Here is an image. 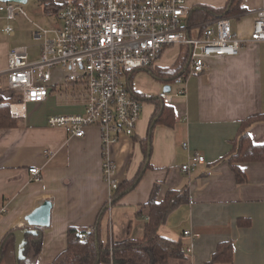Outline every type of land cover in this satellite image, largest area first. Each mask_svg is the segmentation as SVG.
I'll return each instance as SVG.
<instances>
[{
	"label": "crops",
	"instance_id": "crops-1",
	"mask_svg": "<svg viewBox=\"0 0 264 264\" xmlns=\"http://www.w3.org/2000/svg\"><path fill=\"white\" fill-rule=\"evenodd\" d=\"M227 1L187 3L191 11L202 4L223 7ZM242 6V13L226 18L247 42L238 55L209 58L203 73L188 77L186 95H174L168 103L175 110V124H157L154 128L149 159L140 139L148 134L156 111L153 99L158 98L161 88L170 85L178 90L168 78L159 85L152 84L158 92L150 89L149 84L140 88L132 82L144 101L142 117L135 135L122 137L110 149L119 184L135 178L145 162L151 163L150 168L144 169L139 184L108 206L104 234L109 233L115 241L144 236L149 208L141 214L138 211L150 199L157 183L155 201H162L171 189L188 187L190 202L173 210L159 228L161 235L181 240L187 252L185 259L169 264H264V161L241 163L247 181L238 183L227 159L242 122L264 113V41L250 40L264 0H242ZM4 16L0 11V26L6 22ZM15 46L0 40V95L5 98L12 95L7 68L8 54ZM41 47L42 43L40 51ZM170 48L156 67H170L176 62L181 46H172V51L178 48L174 55ZM57 75L60 74L55 71L52 80L56 91H51L45 101L27 103L24 113L14 116L18 118L15 125L0 126V244L10 231L35 229L28 225L26 216L43 201L51 200V224L38 228L43 232L38 264L52 263L66 248L69 226H94L111 194L103 174L100 129L90 126L85 136L76 137L48 124L52 115L85 110L83 102H74L69 95L73 85L66 87L62 75ZM61 85L66 87L65 98L58 96ZM248 131L253 142L264 143V121L253 124ZM195 153L203 154L205 161L191 171L181 170ZM32 167L40 169L41 180H33ZM239 219H248L250 223H239ZM222 243L232 245L231 262L209 263Z\"/></svg>",
	"mask_w": 264,
	"mask_h": 264
},
{
	"label": "built area",
	"instance_id": "built-area-1",
	"mask_svg": "<svg viewBox=\"0 0 264 264\" xmlns=\"http://www.w3.org/2000/svg\"><path fill=\"white\" fill-rule=\"evenodd\" d=\"M62 24L55 28L38 27L42 39L40 54L31 58L28 47H13L8 54V85L20 100L11 104L13 116L24 113L27 103H42L53 88V71L62 68L61 81L74 102L85 105L83 113L52 115L51 127H61L70 135L83 137L90 126H97L103 145V174L111 194L119 187L117 165L111 147L124 136H134L142 116L143 99L130 82L134 71L155 66L166 48L189 45L188 71L173 82L178 90L162 91L158 97L171 103L174 95H186L189 76L203 73L207 59L238 55L247 42L234 31L229 18L209 21L204 27L190 25L187 0H61L56 1ZM6 22L4 35L14 36L11 23L17 15H27L18 2H1ZM252 41H264V8L254 23ZM187 146V144H184ZM205 161L195 153L181 166L188 172ZM33 180H41L37 167L30 168ZM185 231V234H188ZM190 251V250H189Z\"/></svg>",
	"mask_w": 264,
	"mask_h": 264
},
{
	"label": "trees",
	"instance_id": "trees-1",
	"mask_svg": "<svg viewBox=\"0 0 264 264\" xmlns=\"http://www.w3.org/2000/svg\"><path fill=\"white\" fill-rule=\"evenodd\" d=\"M46 6H54L59 11L55 0H41ZM242 0H228L223 7H214L206 4L192 8L189 16L190 25L204 27L210 20L224 18L231 14H239L244 11ZM181 46V51L176 62L170 67H150L149 72L158 81L168 80L172 82L177 76L188 71L190 61V46ZM185 48V49H184ZM167 49V48H166ZM165 49V50H166ZM164 50V52H165ZM130 76L133 84V77ZM21 96L13 94L9 98L0 95V126H13L18 118L11 113L12 103L20 100ZM160 98L153 99L156 102L154 119L148 129L146 138L140 139L147 159L151 155L154 128L157 124L173 126L175 124V110L171 104L165 103ZM157 118V119H156ZM264 121V113L253 115L241 124L237 139L233 142V148L227 155L232 170L235 172L238 183H245L247 176L240 164L245 162L264 161V143L253 142L248 128L253 124ZM150 154V155H149ZM151 163L141 167L137 176L119 184L113 196V203H117L128 192L133 190L141 181L145 168H150ZM158 183L154 186L150 199L143 203L138 211L149 208V217L145 223V233L142 238H128L115 241L109 233L104 234L108 224V204L104 207L92 227L69 226L67 230V246L50 264H169L172 260H183L187 252L181 240L167 238L159 233V228L164 224L169 214L182 204L189 203L191 194L188 187L171 189L162 201L153 198ZM239 223L249 224L248 219H239ZM27 243L24 250L25 258L16 261L14 231L8 232L0 244V264H38L37 257L43 248V232L29 233L26 236ZM228 250V251H227ZM232 245L222 243L214 253L209 263L231 262Z\"/></svg>",
	"mask_w": 264,
	"mask_h": 264
},
{
	"label": "rangeland",
	"instance_id": "rangeland-1",
	"mask_svg": "<svg viewBox=\"0 0 264 264\" xmlns=\"http://www.w3.org/2000/svg\"><path fill=\"white\" fill-rule=\"evenodd\" d=\"M61 1V0H56ZM20 6L27 12V15L19 14L15 19L11 20V23L15 27L16 35L14 36H4L2 32H0V40L7 41L11 46H19L24 45L28 47L29 55L31 58L35 57V55L40 51V44L42 43V39L37 38L35 36V31L38 30V27L42 28H55L59 27L62 24V19L57 15L56 8L54 6H46L41 0H28L27 3H20ZM172 51V47L170 48ZM176 49H173L171 53L176 54ZM59 72L62 77L65 74V71L62 68H57L53 71V73ZM57 75V76H60ZM133 82L137 87L147 88V85H150V89L158 92V90H154L152 84H161L160 81H157L153 75L146 69L137 70L134 74ZM163 91V87L161 88ZM58 96L60 98H65L66 95V87L65 85H61ZM56 94V93H55ZM64 94V95H63ZM159 94V93H156ZM64 100L61 99L60 103L63 104ZM51 109V108H50ZM143 112V110H142ZM142 117V116H141ZM139 124V123H138Z\"/></svg>",
	"mask_w": 264,
	"mask_h": 264
},
{
	"label": "water",
	"instance_id": "water-1",
	"mask_svg": "<svg viewBox=\"0 0 264 264\" xmlns=\"http://www.w3.org/2000/svg\"><path fill=\"white\" fill-rule=\"evenodd\" d=\"M0 1L18 2V3L28 2V0H0ZM163 90L166 92H170L171 86L166 85L164 86ZM52 208H53V203L51 202V200L43 201L36 209H34L31 213H29L26 216L28 225L35 229L24 228L14 231V235L16 237L15 256L17 262L25 258L24 250L27 243V238H26L27 234L29 233L38 234L39 233L38 228L50 226L51 218H52Z\"/></svg>",
	"mask_w": 264,
	"mask_h": 264
}]
</instances>
